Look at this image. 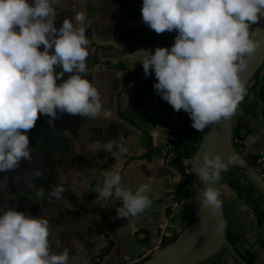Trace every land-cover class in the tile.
Here are the masks:
<instances>
[{
	"label": "crops",
	"instance_id": "0c3cea01",
	"mask_svg": "<svg viewBox=\"0 0 264 264\" xmlns=\"http://www.w3.org/2000/svg\"><path fill=\"white\" fill-rule=\"evenodd\" d=\"M141 5L142 0H59L55 6L57 28L75 12L85 14L79 26L84 27L89 41L86 58H93L85 75L98 89L101 112L91 120L58 114L54 128L49 126L48 117L38 114L28 132L32 160H22L17 169L0 174V210L15 208L33 217L45 216L51 250L66 248L67 264H139L160 232L170 238V244L194 215L192 199L177 190L183 178L181 163L167 164L162 158L178 111L154 91V73L150 69L145 78L140 63L157 47H170L176 31L158 34L149 29L142 22ZM55 71L60 68L54 66ZM69 75L65 73L61 79ZM233 128L248 131L238 132L248 154L264 153V103L260 98H244ZM121 136L127 148L124 152L118 143ZM96 142L104 146L111 143V149L98 150ZM38 166L45 174L30 178V171ZM106 170L119 172L121 185L132 191L148 184L151 204L135 216L116 218L119 200L95 201L94 188L102 185ZM230 171L234 174L231 181L242 193L238 196L221 175L219 194L226 233L234 237L231 245L242 262L247 264L241 257L250 249L252 263L264 264V196L237 169ZM58 176L65 178L61 197L36 201L35 188L42 187L47 196ZM169 223L175 228L168 229ZM57 239L59 247L54 244ZM211 264L242 263L224 249Z\"/></svg>",
	"mask_w": 264,
	"mask_h": 264
},
{
	"label": "clouds",
	"instance_id": "9594fccd",
	"mask_svg": "<svg viewBox=\"0 0 264 264\" xmlns=\"http://www.w3.org/2000/svg\"><path fill=\"white\" fill-rule=\"evenodd\" d=\"M58 3L0 0V174L17 169L22 160H32L28 132L38 114L48 117L54 128L58 114L91 120L101 112L98 89L85 75L89 41L79 26L85 14L77 11L57 28ZM140 12L142 22L156 33L176 31L170 47H157L140 62L145 78L150 69L154 73V91L173 110L186 112L197 131L228 120L246 93L239 73L246 67V57L259 46L249 29L264 17V0H142ZM54 66L60 71L54 72ZM65 73L71 75L62 80ZM118 143L121 152L127 151L122 136ZM95 146L111 149V143ZM236 159L233 155L225 163L209 150L195 167L204 185L201 207L212 217L221 208L214 183ZM44 174L38 166L30 171V178ZM64 179L58 176L47 196L36 187V201L59 199ZM94 191L95 201L109 197L120 201L116 218L135 216L151 204L149 185L135 191L125 188L119 172L106 170L102 185ZM49 235L45 216L33 217L15 208L0 210V264H67L68 250L52 251ZM54 244L59 247L60 241Z\"/></svg>",
	"mask_w": 264,
	"mask_h": 264
},
{
	"label": "water",
	"instance_id": "95a60500",
	"mask_svg": "<svg viewBox=\"0 0 264 264\" xmlns=\"http://www.w3.org/2000/svg\"><path fill=\"white\" fill-rule=\"evenodd\" d=\"M250 38L259 46L250 56L246 57V67L239 73L245 88H247L248 84L252 81L258 68L264 61V17L260 18L252 25ZM92 62L93 58L91 57L85 60L86 65ZM235 114L236 111L228 120L225 121L222 119L219 122L210 124L202 131L201 142L190 163L194 210L191 222L172 243L166 245L139 264H205L224 249L228 250L235 259L245 264L236 255L232 245L227 241L222 205L219 210V215L216 217H212L206 208L201 207V193L204 185L195 173V167L202 163V156L205 151L210 150L213 154L220 155L225 163H227L229 157L235 155L237 157L236 161L229 164L227 169H237L249 179L264 196V182L257 176L254 170L240 158L233 148V119ZM260 128L261 127L255 129L253 131L254 134L257 133ZM238 132L239 134L248 133V131L244 129H239ZM221 173L216 183H214L220 201L219 180ZM218 226L222 227H219V230H217Z\"/></svg>",
	"mask_w": 264,
	"mask_h": 264
},
{
	"label": "built area",
	"instance_id": "2783aa9c",
	"mask_svg": "<svg viewBox=\"0 0 264 264\" xmlns=\"http://www.w3.org/2000/svg\"><path fill=\"white\" fill-rule=\"evenodd\" d=\"M255 79V80H254ZM254 93L256 98L264 92V61L258 68L254 78ZM264 103V100L262 101ZM202 131H197L191 127L190 117L183 110L178 111L177 119L172 123L165 144L162 148V158L167 164L174 165L181 163L183 170V178L178 185V193L184 197L193 200V186L191 182V159L201 142ZM232 145L235 152L240 158L251 167L257 176L264 182V153L259 155H251L245 151L244 145L239 138L232 139ZM172 223L168 224V229H174ZM170 238L162 231L149 245L148 250L141 256L137 263L148 259L151 255L168 245Z\"/></svg>",
	"mask_w": 264,
	"mask_h": 264
},
{
	"label": "trees",
	"instance_id": "16d2710c",
	"mask_svg": "<svg viewBox=\"0 0 264 264\" xmlns=\"http://www.w3.org/2000/svg\"><path fill=\"white\" fill-rule=\"evenodd\" d=\"M255 80V79H254ZM254 80L253 81H251L249 84H248V86H247V88H246V93H245V95H244V98H246L248 95H253V93H254ZM244 98H243V100H244ZM260 99H261V102L264 100V92H262L261 94H260V97H259ZM242 100V101H243ZM242 101L237 105V108H236V114L238 113V111L240 110V106H241V103H242ZM235 114V115H236ZM238 132H237V130L236 131H233V139L234 138H238ZM194 151H196V149L195 150H193V152ZM231 170V168H229V169H226L225 171H222V176H223V178L230 184V186H231V188L235 191V192H237V194H238V196H240L239 194L240 193H242L241 192V188L239 187V185H237L236 184V182L234 183V182H232L231 180H232V178H233V172L232 171H230ZM224 174H226V175H224ZM226 176V177H225ZM175 238L176 237H174V240H175ZM173 240V239H172ZM234 237H232L229 233H227V241L230 243V244H232V245H234ZM247 264H253L252 263V260L254 259V253L250 250V249H248V250H246V252H245V255H243L242 257H241ZM212 260V259H211ZM211 260H209V261H207L205 264H211ZM143 262V261H142Z\"/></svg>",
	"mask_w": 264,
	"mask_h": 264
},
{
	"label": "flooded vegetation",
	"instance_id": "af4514ba",
	"mask_svg": "<svg viewBox=\"0 0 264 264\" xmlns=\"http://www.w3.org/2000/svg\"><path fill=\"white\" fill-rule=\"evenodd\" d=\"M235 118V117H234ZM234 120V119H233Z\"/></svg>",
	"mask_w": 264,
	"mask_h": 264
}]
</instances>
